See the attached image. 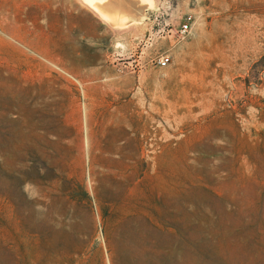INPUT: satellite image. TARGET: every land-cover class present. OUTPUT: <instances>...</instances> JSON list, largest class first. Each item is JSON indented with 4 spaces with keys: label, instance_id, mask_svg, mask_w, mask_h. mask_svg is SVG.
I'll list each match as a JSON object with an SVG mask.
<instances>
[{
    "label": "rangeland",
    "instance_id": "374dc122",
    "mask_svg": "<svg viewBox=\"0 0 264 264\" xmlns=\"http://www.w3.org/2000/svg\"><path fill=\"white\" fill-rule=\"evenodd\" d=\"M132 1L0 0V264H264V0Z\"/></svg>",
    "mask_w": 264,
    "mask_h": 264
},
{
    "label": "bare ground",
    "instance_id": "6f19581e",
    "mask_svg": "<svg viewBox=\"0 0 264 264\" xmlns=\"http://www.w3.org/2000/svg\"><path fill=\"white\" fill-rule=\"evenodd\" d=\"M88 1L101 14L103 18L107 19V21H109V23L115 27H120V28L129 27L130 23L140 19L143 20V18L146 15L143 12V10H141L138 7V4H136L132 0H88Z\"/></svg>",
    "mask_w": 264,
    "mask_h": 264
},
{
    "label": "built area",
    "instance_id": "2783aa9c",
    "mask_svg": "<svg viewBox=\"0 0 264 264\" xmlns=\"http://www.w3.org/2000/svg\"><path fill=\"white\" fill-rule=\"evenodd\" d=\"M192 23H193V19L191 16L185 19L184 23L180 26L177 32L180 39H184L190 34ZM169 63H170V57L167 55L161 56L157 61V65L161 68L167 67Z\"/></svg>",
    "mask_w": 264,
    "mask_h": 264
}]
</instances>
